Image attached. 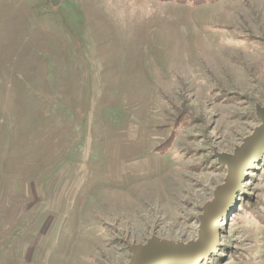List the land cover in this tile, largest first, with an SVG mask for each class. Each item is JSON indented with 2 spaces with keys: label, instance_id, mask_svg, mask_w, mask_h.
I'll return each mask as SVG.
<instances>
[{
  "label": "rangeland",
  "instance_id": "rangeland-1",
  "mask_svg": "<svg viewBox=\"0 0 264 264\" xmlns=\"http://www.w3.org/2000/svg\"><path fill=\"white\" fill-rule=\"evenodd\" d=\"M263 108L264 0H0V264L197 243ZM242 197L262 208L264 153L200 264H264Z\"/></svg>",
  "mask_w": 264,
  "mask_h": 264
},
{
  "label": "water",
  "instance_id": "water-1",
  "mask_svg": "<svg viewBox=\"0 0 264 264\" xmlns=\"http://www.w3.org/2000/svg\"><path fill=\"white\" fill-rule=\"evenodd\" d=\"M57 4L58 0H53V5ZM258 117L263 125L257 133L237 150L234 157H221V162L229 169L227 184L219 189L215 201L204 209L200 240L188 246H176L169 241L153 239L147 246H131L130 264H200L216 252L220 245L219 223L231 209L245 172L264 153V108L259 109Z\"/></svg>",
  "mask_w": 264,
  "mask_h": 264
},
{
  "label": "trees",
  "instance_id": "trees-1",
  "mask_svg": "<svg viewBox=\"0 0 264 264\" xmlns=\"http://www.w3.org/2000/svg\"><path fill=\"white\" fill-rule=\"evenodd\" d=\"M162 2H176L179 4H193V5H202V4H207V3H216V2H220L221 0H160ZM185 118L182 117L181 120L179 122H177L171 132H176L178 131L179 128H181V125L183 124ZM176 130H175V129ZM174 137H175V133H173V135L171 137H169V139L162 145L161 148H159L160 150L162 149L163 151H167L168 149H170L173 141H174ZM252 198V197H250ZM242 199L245 201L243 202V206L242 208H244L245 210H247L250 213H254L255 217L259 220L264 222V204H262V208L260 205H258V203H252L247 201L246 197H242ZM215 260V259H213ZM211 260V261H213ZM205 264H211V263H205Z\"/></svg>",
  "mask_w": 264,
  "mask_h": 264
}]
</instances>
